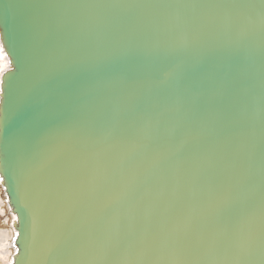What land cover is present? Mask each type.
Listing matches in <instances>:
<instances>
[{"label": "water", "instance_id": "obj_1", "mask_svg": "<svg viewBox=\"0 0 264 264\" xmlns=\"http://www.w3.org/2000/svg\"><path fill=\"white\" fill-rule=\"evenodd\" d=\"M9 264H264V0H0Z\"/></svg>", "mask_w": 264, "mask_h": 264}, {"label": "bare ground", "instance_id": "obj_2", "mask_svg": "<svg viewBox=\"0 0 264 264\" xmlns=\"http://www.w3.org/2000/svg\"><path fill=\"white\" fill-rule=\"evenodd\" d=\"M8 68V59L3 52L0 42V80L3 72ZM1 189V186H0ZM2 190V189H1ZM0 214L9 217L0 222V264L11 262L13 249L14 230L12 228L13 216L9 214V208L3 191L0 193Z\"/></svg>", "mask_w": 264, "mask_h": 264}, {"label": "rangeland", "instance_id": "obj_3", "mask_svg": "<svg viewBox=\"0 0 264 264\" xmlns=\"http://www.w3.org/2000/svg\"><path fill=\"white\" fill-rule=\"evenodd\" d=\"M2 192V190L0 189V193ZM6 218H8L9 216L6 215ZM5 217L3 215L0 214V222L4 221Z\"/></svg>", "mask_w": 264, "mask_h": 264}]
</instances>
